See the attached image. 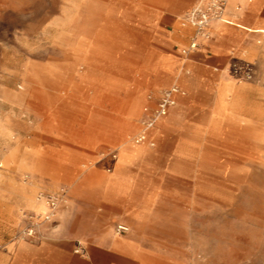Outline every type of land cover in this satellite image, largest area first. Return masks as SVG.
I'll list each match as a JSON object with an SVG mask.
<instances>
[{"label": "rangeland", "instance_id": "rangeland-1", "mask_svg": "<svg viewBox=\"0 0 264 264\" xmlns=\"http://www.w3.org/2000/svg\"><path fill=\"white\" fill-rule=\"evenodd\" d=\"M63 1L0 0V240L37 244L62 237L59 233L66 227L83 233L74 240V253L84 257L95 236H116L140 245L143 264H264V80L235 79L228 66L214 74L196 72L190 68L191 57L182 54L183 46L179 52L160 51L151 28L133 32L126 25L117 27L116 41L104 44L124 53L113 59L114 65L93 70L104 80L116 81L112 91L119 101V117L138 94L143 95L141 115L146 117V109H152L147 106L150 97L168 79L151 71L166 53L182 64L177 79L166 87H182L186 100L191 91L183 82L192 80L195 89L194 106L168 115L175 113L172 130L137 144L143 127L140 115L134 120L136 130L125 137L132 147L146 145L153 151L123 167L132 179V193L144 199V224L136 228L124 221L123 211L73 196L70 187L74 177L83 183L114 173L123 139L110 135L112 107L107 98L87 107L86 121L78 120L72 110L79 90L70 97L63 83L69 45L79 25L73 21L77 11L65 8ZM181 1L165 0L170 6ZM124 13L125 19L137 16L134 11ZM127 49L130 53L122 55ZM219 77L249 86L223 118L213 114L216 105L210 91ZM94 90H87L88 97ZM48 125L54 129L51 134L57 130L65 137L47 134ZM39 150H44L41 155ZM56 156L72 161L60 162ZM37 161L43 169L37 168ZM22 188L33 189L39 202L43 193L67 191L55 222L42 226L40 239L20 235L27 215L43 214L26 205ZM123 223L129 226L127 236L117 233ZM122 264L137 263L128 257Z\"/></svg>", "mask_w": 264, "mask_h": 264}, {"label": "crops", "instance_id": "crops-1", "mask_svg": "<svg viewBox=\"0 0 264 264\" xmlns=\"http://www.w3.org/2000/svg\"><path fill=\"white\" fill-rule=\"evenodd\" d=\"M63 2L68 10L77 11L78 17L77 19L73 18V21L77 20L79 25L78 34L69 45L70 60L66 81L63 83L64 88L69 91L70 97H75L74 91L79 90L78 105L74 104L72 110L78 120L86 121L87 107H97L103 99L107 98L112 107L110 135L118 138L120 134V139H123L122 144L118 147L120 153L115 172L110 175L97 176L95 180H86L83 183H76L73 180L74 177L70 180L73 196L117 208L119 211H123L125 222L133 224L136 228H141L144 224L145 206L141 204L144 199L135 197V193H132V179L127 176L123 167L133 159L150 156L153 153L146 145L132 147L130 141L125 138L128 133L134 132L137 128L134 120L141 115L143 95L138 94L130 98L127 101L125 113L119 117L118 109H116L119 101L112 91L116 88V81L100 78L99 73L93 69L101 64L114 65L116 61L113 59L118 58L123 52V50H115L114 45L104 44L107 41H116L117 27L121 25H126L133 32L141 31V27L151 28L157 33L160 51L179 52L181 46L183 49L187 48L194 30L190 27H183L181 18L193 9L196 0L181 1L178 6H170L166 4L165 0H64ZM124 11H129V13L134 11L137 16L133 19H125ZM69 20L71 22L72 18ZM210 31V39L201 40L199 49L186 56L191 57L190 68L192 70L214 74L216 69L224 66L229 67L239 61L254 60L256 66L254 82H263L264 0H229L225 21L214 22ZM108 47L113 50L110 54L106 52ZM130 51L127 49L122 55H128ZM171 55L166 53L160 56L155 68L151 71L154 76H163L169 80V83L167 80L158 85L159 88L164 86L158 92L171 88L166 86L177 79L182 66L180 58ZM57 74V72L53 73L55 76ZM183 83L184 87L190 89L191 96L186 100L187 92L179 87L183 94L176 95V104L170 109L168 115L172 110L176 112L184 106H194L195 89L192 86V80ZM247 88L249 86H238L224 77L216 79L210 87L216 105L213 114L221 118L228 116L242 91ZM93 89H95L94 93L88 97L87 90L91 92ZM158 92H154L156 95L147 103V106L152 109L157 104ZM174 114L172 113L170 117L167 115L158 121L149 133V140L152 136L165 133L176 126L172 122ZM144 118V114L141 115L140 121ZM51 121L55 122L56 120L51 119L49 122ZM119 126L121 131L118 130ZM46 128L49 135L51 134L50 130H54L50 125ZM52 133L56 137H65L57 130ZM84 146L92 149L96 147V144H84ZM43 151L39 150L37 154L41 155ZM56 153L61 154L62 151L57 150ZM56 159H59L60 162L72 161L66 156H56ZM37 168L43 169L41 162L37 161ZM20 192L29 208L46 212V205L35 199L33 189L22 188ZM62 213L61 209L59 215L63 217ZM127 223H123V225L129 227L126 225ZM63 230L59 233L62 237L37 244L23 242L16 238H11L8 241L0 240V264H122L128 257L137 264H143L141 261L142 248L137 242L127 237L103 236L101 238L95 236L94 241L89 244V256L84 257L74 253V247H76L74 240L81 238L83 233L71 231L66 227ZM106 233L110 234L109 229L106 230ZM128 234L129 232L123 236Z\"/></svg>", "mask_w": 264, "mask_h": 264}, {"label": "built area", "instance_id": "built-area-1", "mask_svg": "<svg viewBox=\"0 0 264 264\" xmlns=\"http://www.w3.org/2000/svg\"><path fill=\"white\" fill-rule=\"evenodd\" d=\"M229 0H198L193 9L181 18L183 27H190L194 30L190 44L183 49L182 54L189 56L200 47L201 40H209L211 37V25L217 21H225V12ZM230 76L235 79L255 80L256 66L254 63L239 61L228 67ZM183 94L179 87L174 86L170 89L161 91L158 96L157 104L152 110L146 109V117L142 121V132L136 138V143H144L149 140L150 131L156 126L158 121L166 117L172 107L176 104V95ZM151 99L153 97H150ZM154 145V144H153ZM40 202L47 207L45 213L40 215H27L26 223L20 231V235L29 240L40 239L41 228L44 224L52 225L55 222L59 207L67 200V191L60 188L53 193H43L39 197ZM129 232L125 225L117 226V233L124 235Z\"/></svg>", "mask_w": 264, "mask_h": 264}, {"label": "bare ground", "instance_id": "bare-ground-1", "mask_svg": "<svg viewBox=\"0 0 264 264\" xmlns=\"http://www.w3.org/2000/svg\"><path fill=\"white\" fill-rule=\"evenodd\" d=\"M232 92H233V89H232Z\"/></svg>", "mask_w": 264, "mask_h": 264}]
</instances>
